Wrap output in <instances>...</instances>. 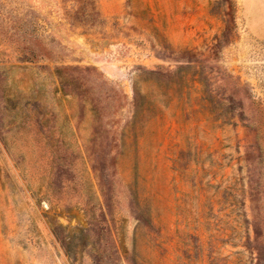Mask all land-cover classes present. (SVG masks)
Listing matches in <instances>:
<instances>
[{
  "label": "rangeland",
  "instance_id": "374dc122",
  "mask_svg": "<svg viewBox=\"0 0 264 264\" xmlns=\"http://www.w3.org/2000/svg\"><path fill=\"white\" fill-rule=\"evenodd\" d=\"M0 264H264V0H0Z\"/></svg>",
  "mask_w": 264,
  "mask_h": 264
}]
</instances>
